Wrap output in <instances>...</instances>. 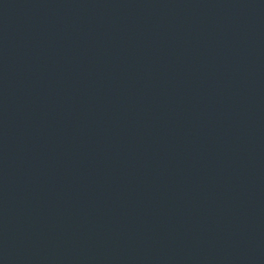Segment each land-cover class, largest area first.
Returning a JSON list of instances; mask_svg holds the SVG:
<instances>
[{"label": "water", "instance_id": "95a60500", "mask_svg": "<svg viewBox=\"0 0 264 264\" xmlns=\"http://www.w3.org/2000/svg\"><path fill=\"white\" fill-rule=\"evenodd\" d=\"M264 183V0H0V264H160Z\"/></svg>", "mask_w": 264, "mask_h": 264}]
</instances>
